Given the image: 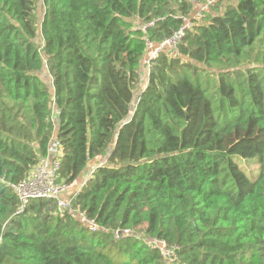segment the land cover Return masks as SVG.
<instances>
[{"label":"trees","instance_id":"1","mask_svg":"<svg viewBox=\"0 0 264 264\" xmlns=\"http://www.w3.org/2000/svg\"><path fill=\"white\" fill-rule=\"evenodd\" d=\"M197 1L42 0L37 42L38 0H0V264H264V0L192 19L137 90ZM53 141L82 186L17 212Z\"/></svg>","mask_w":264,"mask_h":264},{"label":"built area","instance_id":"2","mask_svg":"<svg viewBox=\"0 0 264 264\" xmlns=\"http://www.w3.org/2000/svg\"><path fill=\"white\" fill-rule=\"evenodd\" d=\"M216 1L217 0H202L195 2L191 17L184 18L183 26L175 31L170 37L165 38L160 42H148L144 58V63L148 68L147 72L159 52L166 51L173 54L175 53L176 44L183 37L185 28L191 25V20H200L204 16L205 12L210 7L215 5ZM58 168L59 161L55 156L51 158V161L48 163L41 161L33 167L22 180L16 184H11L12 191L19 201L17 212H21L30 200L37 198H54L56 200L57 207L60 210L69 208L71 196L76 193L82 185L77 187V185L58 182L56 180ZM79 217L84 220L85 225L90 226L92 229H97L93 220L85 218L82 213H79ZM159 244L163 248L164 245L162 242L159 241ZM163 251L166 253V256L170 255V252L167 249Z\"/></svg>","mask_w":264,"mask_h":264},{"label":"rangeland","instance_id":"3","mask_svg":"<svg viewBox=\"0 0 264 264\" xmlns=\"http://www.w3.org/2000/svg\"><path fill=\"white\" fill-rule=\"evenodd\" d=\"M237 2V0H220L216 5H218L217 7L214 5L212 6L206 13V15H213V14H220L222 13L223 9L227 6V5H235ZM216 7V8H215ZM43 14H44V6H43V2L42 0H38L37 2V7H36V25H37V37H36V41L39 42L40 39H41V35H40V22L42 20V17H43ZM204 17V16H203ZM137 23V22H136ZM138 24V23H137ZM192 26V25H191ZM145 53H144V58H145ZM143 59V58H142ZM142 66L143 68L141 69L142 73L144 75L147 76V66L146 64L144 63V60L142 62ZM41 75H42V78L47 81V82H50V77L48 76V73H47V70L46 68L44 67L43 68V71L41 72ZM104 162V158L103 157H99L97 158L96 160H94L93 162H91V164L88 166V168L90 169V167H93V166H96L100 163H103ZM87 168V169H88ZM89 171V170H88ZM88 173V172H87Z\"/></svg>","mask_w":264,"mask_h":264},{"label":"crops","instance_id":"4","mask_svg":"<svg viewBox=\"0 0 264 264\" xmlns=\"http://www.w3.org/2000/svg\"><path fill=\"white\" fill-rule=\"evenodd\" d=\"M146 54V52H145ZM144 60V56H143V59H142V62ZM142 62H141V67H140V72H139V81L137 83V90L139 89H142L144 87V85L146 84V81H147V76H148V73H147V76L144 75L141 71V69L143 68L142 66ZM136 90V91H137ZM56 134V129L53 130V135ZM54 138V136H53ZM58 153V148L56 147V144L54 143V141L51 143L50 145V149H49V155L47 156V158H45L44 160H42L43 162H50L51 161V158L55 157L56 154ZM91 164V163H90ZM94 167V166H93ZM93 167H90V168H93ZM90 170V169H89ZM89 173L86 172V174L83 176V178L86 176H88Z\"/></svg>","mask_w":264,"mask_h":264}]
</instances>
